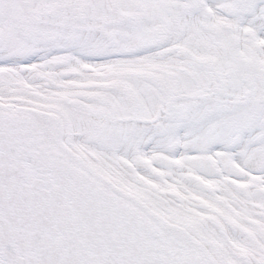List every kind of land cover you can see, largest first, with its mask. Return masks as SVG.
Listing matches in <instances>:
<instances>
[{"label": "snow or ice", "instance_id": "6c2138e0", "mask_svg": "<svg viewBox=\"0 0 264 264\" xmlns=\"http://www.w3.org/2000/svg\"><path fill=\"white\" fill-rule=\"evenodd\" d=\"M0 264H264V0H0Z\"/></svg>", "mask_w": 264, "mask_h": 264}]
</instances>
